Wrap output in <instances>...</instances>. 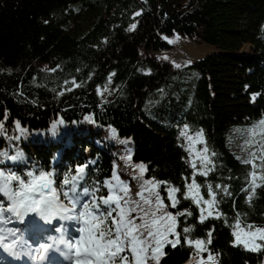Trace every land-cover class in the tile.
Segmentation results:
<instances>
[{"label":"trees","instance_id":"16d2710c","mask_svg":"<svg viewBox=\"0 0 264 264\" xmlns=\"http://www.w3.org/2000/svg\"><path fill=\"white\" fill-rule=\"evenodd\" d=\"M80 1L0 0V153L15 146L27 161L15 167L0 164V171L8 168L5 174L12 175L33 165L47 168L52 159L59 161L58 168L88 164L93 178L112 185L116 173L130 189L129 197L138 200L140 186L132 175L139 169L133 166L143 163L144 180L180 188V203L165 211L193 213L177 217L180 244L165 245L159 264L197 261L195 245L187 244L185 235L204 241L215 264H264V247L254 252L233 246L237 213L243 226L264 227V183L258 181L261 186L246 202L248 193L241 189L253 168L227 145L233 126L264 119V0H105L104 15L83 33L70 7ZM133 23L136 29L128 31ZM174 34L198 38L219 52L180 71L140 59V48L169 50L163 36ZM17 121L25 130L19 140ZM185 124L190 134L202 129L210 156L216 153L211 156L215 171L197 174L195 180L205 200L210 199L207 185L213 186L219 201L214 212L223 215L202 224L192 199L183 198L193 172L187 141L178 139ZM255 171L264 175V169ZM217 184L228 186L232 195L216 189ZM165 188L161 184L158 190L170 205ZM185 227L193 231L185 234Z\"/></svg>","mask_w":264,"mask_h":264},{"label":"snow or ice","instance_id":"6c2138e0","mask_svg":"<svg viewBox=\"0 0 264 264\" xmlns=\"http://www.w3.org/2000/svg\"><path fill=\"white\" fill-rule=\"evenodd\" d=\"M139 15H141L140 12L134 14V16ZM137 23L131 24L128 31H134ZM163 38L168 39L167 37ZM168 42L174 43L175 41L169 40ZM165 59L167 58L165 57ZM175 66L180 67L178 64ZM112 75H115V73ZM109 82H111V76ZM97 92L100 93L99 88ZM252 99L254 101L255 96ZM6 118L7 114H5ZM85 120H91V117H85ZM63 123L64 121L61 120L60 124ZM258 125H264V119L259 120ZM16 127L20 129L19 121L16 122ZM56 128L57 125L53 123L52 129L55 131ZM20 131L21 136L16 137L17 140L22 138L25 130L20 129ZM188 133L189 126L185 124L179 132L178 139L183 137L186 141H193V136ZM116 135V129H111V136L116 137ZM194 135L197 142L205 144V147L200 152H196L192 143L185 147V151L189 152V156L196 152L201 167L197 169L195 160L189 163V166L193 169L192 183L186 185L188 192L184 194L183 198L186 200L192 199V202L200 210L198 222L202 224L209 217L220 219L223 213L218 210L213 211L219 201L211 184L207 185L210 199L205 200L199 194L200 185L196 183V175L207 176L209 172L215 171V165L210 156L207 155L209 149L204 140L203 130L197 131ZM120 143L124 144L127 141L122 140ZM247 143L251 144L252 141H247ZM261 150L264 152V144L261 145ZM215 155V152L211 153V156L214 157ZM250 157L241 161L244 164H251L253 168V171L248 173L251 179L241 189L242 192L248 193L246 202L249 203L255 195L256 188L261 186L260 183H257V180L264 183V175H258L255 171L257 168L264 169V154L257 157L256 153L252 152ZM255 159H259L261 163L257 165ZM127 160H131L130 154ZM20 163L27 165L23 153L17 150L15 146L8 152L0 153V164L15 167ZM209 165H212V167H209ZM32 167L35 171H39L35 165ZM133 167L139 169L137 174L132 175V178L140 186V191L136 193L139 197L138 200H132L129 197L130 189L125 182L120 181L116 173H113L116 185H112L110 181H105L103 185L97 184L89 189L87 186H81V182L85 178L83 175L85 170L80 167L77 169V175L71 176L70 179L65 176L59 185V191H57L56 188L52 187L53 181L48 178L52 176L50 172L40 171V175L34 177L33 171H26L25 175L29 178V182L25 183L24 179L18 175L5 176V171H8V168L0 171V194L6 198L4 203H9L7 208L0 204V248L15 258L26 256L32 260L35 255H38L41 264L45 261L46 254L50 250L58 251L65 260L71 261L73 249H75V264H148L149 260L159 264L160 257L164 255L163 247L165 245H171L175 248L180 244V233L176 232L177 217H191L193 213L185 209L178 211L174 216L171 212L165 211L167 207L176 208L180 203V200L176 198V193L180 192V188L172 186L167 181H155L154 178L144 180L147 166L143 163ZM184 179L187 181L188 177H184ZM12 181H18L16 190L12 187ZM161 184L166 185L165 191L170 205H165L164 199L160 195L158 189ZM101 187H107L110 194L106 198L97 200L95 194ZM215 187L227 196L232 195L228 190V186L221 187L217 184ZM193 189H195V195H191ZM116 192H122L123 195L113 194ZM145 192L148 193L147 196H145ZM61 195L71 205V208L61 203ZM90 204L91 207H89ZM202 204L206 207H202ZM158 213L161 214L158 215ZM205 213L207 214L205 215ZM30 214H36L46 223H51L57 218L62 222L76 221L79 224L76 230L81 235H79V239L70 240L66 237V229L60 227L56 229L58 235L49 236L47 243L42 242L33 247L25 239L24 233L19 228L14 227L17 223L23 224ZM235 219L236 223L231 225L233 228L232 235L235 237L233 246L243 245L245 249L254 252L264 247V245L256 242L257 240L264 241V228L252 224L242 228L239 213H237ZM81 220L84 222L83 226H80ZM225 222L227 223V221ZM9 224L12 227H7ZM193 227H185L183 232L189 234L193 231ZM212 231L214 229L209 230L207 233L208 244L211 243ZM169 235L174 236L175 239H169ZM73 240H75L74 243ZM5 241L9 242L6 243ZM185 242L189 245L195 244L198 251L207 250L203 247L204 241L202 240L193 241L185 235ZM208 259L213 260L214 258L209 255Z\"/></svg>","mask_w":264,"mask_h":264},{"label":"rangeland","instance_id":"374dc122","mask_svg":"<svg viewBox=\"0 0 264 264\" xmlns=\"http://www.w3.org/2000/svg\"><path fill=\"white\" fill-rule=\"evenodd\" d=\"M71 9L74 12L73 17L78 18L79 27L82 30V33L84 30H89L93 27V24L104 15L105 9H106V2L105 0H82L78 3H73L70 5ZM84 27L85 29H82ZM178 34H174L172 36H163L169 38H175ZM180 36V35H178ZM186 39H189L193 43H196L198 45H202L204 42L199 40L198 38L190 39L187 37H183ZM164 39V38H163ZM168 39H164L168 42ZM168 44L171 46L169 50H172L175 46H173L171 43L168 42ZM206 44V43H204ZM249 50L248 46L244 47L241 51L243 53L247 52ZM214 51H218L215 50ZM156 52L153 50H146L143 48L139 49V57L142 60H149L155 65H169L174 71L179 68H174L171 63L165 61V60H159L154 58L151 53ZM219 52V51H218ZM211 54V53H210ZM207 54L206 56H208ZM204 56V57H206ZM201 57L198 60L204 58ZM197 60V61H198ZM195 61V62H197ZM194 62V63H195ZM196 81L194 80L192 85V91L194 90ZM189 98H192V95L189 96ZM251 130V131H250ZM189 135L193 136V141L189 142L187 141V145L189 143H192L193 147L195 148L196 152H200L204 147L205 144L197 142V138L194 134ZM247 141H252L251 144L247 143ZM264 144V125H258V122L255 124H246V125H235L232 127V129L229 131L227 135V145L231 149L232 153H235L239 156L241 159H246L249 157V155L252 153L253 149H258L261 154H264L261 150V145ZM196 152L192 153V156H190L191 161L195 160L197 169H200V160L198 157H196ZM207 155L210 156V153L208 152ZM258 157V155H257ZM211 158V156H210ZM259 180H257L258 183ZM195 189L192 190L191 195H195ZM200 194V193H199ZM201 195V194H200ZM203 207V204L201 205ZM206 207V206H204ZM214 211V209H213ZM207 213H205L206 215ZM241 227L244 228L246 226H243L241 224ZM259 227V226H256ZM264 228V227H260ZM243 235V234H242ZM169 239H175V237H169ZM259 244H262L264 241L257 240L256 241ZM195 245V244H194ZM204 248H206V243L204 242L203 245ZM197 253V261L194 264H215L214 259L209 260L208 257L211 255L208 251V248H206V251H198L197 247L195 245Z\"/></svg>","mask_w":264,"mask_h":264},{"label":"bare ground","instance_id":"6f19581e","mask_svg":"<svg viewBox=\"0 0 264 264\" xmlns=\"http://www.w3.org/2000/svg\"><path fill=\"white\" fill-rule=\"evenodd\" d=\"M169 40L175 41L174 43H171L173 46H175L172 50L167 51H156L152 52L151 55L159 60H165L172 64L174 68H177L175 65H180L179 68H184L195 61H197L199 58L206 56L207 54H212L215 51V47L202 44L198 45L196 43H193L189 39L183 38L181 36H176L175 38H169ZM165 57L167 59H165Z\"/></svg>","mask_w":264,"mask_h":264},{"label":"water","instance_id":"95a60500","mask_svg":"<svg viewBox=\"0 0 264 264\" xmlns=\"http://www.w3.org/2000/svg\"><path fill=\"white\" fill-rule=\"evenodd\" d=\"M215 53H218V51H215V52H214V53H212V54H215ZM212 54H209L208 56H206V57H204V58H202V59L198 60L197 62H195V63H192V64H190V65H188V66H186V67H192V66L196 65L198 62H200V61H202V60L206 59L207 57L211 56ZM186 67H185V68H186ZM176 70H179V69H176Z\"/></svg>","mask_w":264,"mask_h":264}]
</instances>
